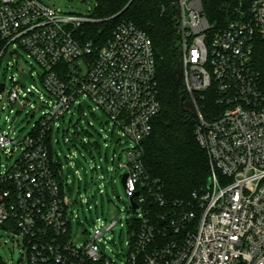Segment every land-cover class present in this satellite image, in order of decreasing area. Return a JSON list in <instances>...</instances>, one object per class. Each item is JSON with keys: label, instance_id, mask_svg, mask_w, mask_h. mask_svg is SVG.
Returning <instances> with one entry per match:
<instances>
[{"label": "built area", "instance_id": "built-area-1", "mask_svg": "<svg viewBox=\"0 0 264 264\" xmlns=\"http://www.w3.org/2000/svg\"><path fill=\"white\" fill-rule=\"evenodd\" d=\"M220 4L211 23L203 0H176L181 84L194 108L195 138L207 156L210 186L192 193L187 204L169 206L141 161V143L160 111L148 36L121 22L98 44L79 34L94 21L89 15L61 14L41 0H0V65L10 49L23 50L42 69L39 79L51 99L23 140L14 138L13 129L0 132L6 160L21 152L12 165L0 157V230L17 238L14 246L23 247L27 264H264V74L256 59L264 53V0ZM64 64L70 66L65 81ZM11 82L9 104L32 94L31 87L19 95V84L13 77ZM4 93L5 85L0 102ZM81 96L133 143L119 165L127 174L124 190L134 217L119 263L100 248L116 220H98L90 240L73 244L70 194L61 189L49 160L46 137ZM209 96L215 105L206 109ZM148 201L168 207L158 218L160 227L149 222Z\"/></svg>", "mask_w": 264, "mask_h": 264}, {"label": "rangeland", "instance_id": "rangeland-1", "mask_svg": "<svg viewBox=\"0 0 264 264\" xmlns=\"http://www.w3.org/2000/svg\"><path fill=\"white\" fill-rule=\"evenodd\" d=\"M41 2L61 14L73 16L89 15L95 6V0ZM15 50L16 53H11L10 49L0 65V84L5 85L0 102V132L13 129L14 138L21 141L47 112L46 103L51 99L39 79L42 69L23 50ZM11 77L19 84V95L33 88L31 95L20 97L14 104L7 102V92L12 89ZM132 145L119 129L112 127L105 112L88 96H81L52 131L53 155L59 156L62 176L67 182L64 188L70 194V239L73 244L82 245L91 239L98 220L103 223L116 220L112 231L105 233L100 248L117 263L127 253L128 221L134 218L121 184L125 168H119L121 163H126L127 151ZM20 154L18 149L6 160L0 149L4 164L12 165ZM15 240L12 233L0 230V260L4 264H27L23 247L14 246Z\"/></svg>", "mask_w": 264, "mask_h": 264}, {"label": "trees", "instance_id": "trees-1", "mask_svg": "<svg viewBox=\"0 0 264 264\" xmlns=\"http://www.w3.org/2000/svg\"><path fill=\"white\" fill-rule=\"evenodd\" d=\"M220 3L221 0H203L211 23L221 13ZM89 17L94 21L83 24L79 34L94 43L106 42L121 22L132 23L151 40L160 111L152 121L150 134L141 143V161L147 180L159 188L160 196L169 206L175 202L187 204L192 200V193L206 187L210 173L207 156L195 138L197 119L180 110V100L187 95L175 73L178 65L176 0H95ZM260 45L263 46L261 42ZM256 59L264 74V53H258ZM69 70L70 66L64 64L62 80H68ZM203 104L210 109L215 101L209 96ZM51 139V135L46 137L49 160L64 189L62 166L59 156L53 155ZM167 208L148 201L149 222L160 227L158 218L166 214ZM0 264L4 263L0 260Z\"/></svg>", "mask_w": 264, "mask_h": 264}, {"label": "water", "instance_id": "water-1", "mask_svg": "<svg viewBox=\"0 0 264 264\" xmlns=\"http://www.w3.org/2000/svg\"><path fill=\"white\" fill-rule=\"evenodd\" d=\"M175 73L177 75V81L179 83H181V77H182V71H181V68L179 65H177V67L175 68ZM4 88V85L2 84L0 86V92H2ZM180 110L182 112H186V113H189L190 115H192L193 117H195V112H194V108H193V105H192V102L190 100H187L185 99V97H182L181 100H180ZM127 177V174H123L121 176V184L122 186L124 187V184H125V179ZM210 186V180L208 179V182H207V187ZM130 204L132 206V210H136V205L133 201H130ZM161 223H163V220L160 221Z\"/></svg>", "mask_w": 264, "mask_h": 264}]
</instances>
